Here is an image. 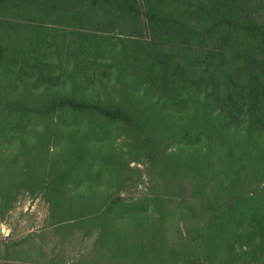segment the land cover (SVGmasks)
<instances>
[{
	"label": "trees",
	"instance_id": "trees-1",
	"mask_svg": "<svg viewBox=\"0 0 264 264\" xmlns=\"http://www.w3.org/2000/svg\"><path fill=\"white\" fill-rule=\"evenodd\" d=\"M37 194L76 264H264V0H0V221Z\"/></svg>",
	"mask_w": 264,
	"mask_h": 264
},
{
	"label": "rangeland",
	"instance_id": "rangeland-1",
	"mask_svg": "<svg viewBox=\"0 0 264 264\" xmlns=\"http://www.w3.org/2000/svg\"><path fill=\"white\" fill-rule=\"evenodd\" d=\"M131 141L130 136L122 134L117 137L113 146L118 148L126 159L132 160L130 167L134 169L127 176L125 173V179L117 181L122 184L121 192L123 195L137 198L141 197L148 186V178L144 174V164H140V160L135 159L130 152ZM166 147V152L173 149L171 142H168ZM154 185L153 183L152 186ZM49 215L48 203L40 194L19 198L6 217L0 221V253H3L5 246H9L14 254L7 262L0 260V264H50L51 261L55 264H76L79 254L88 250L92 238L83 239L82 232L75 229L64 239L50 226ZM94 236L93 234L92 237Z\"/></svg>",
	"mask_w": 264,
	"mask_h": 264
}]
</instances>
